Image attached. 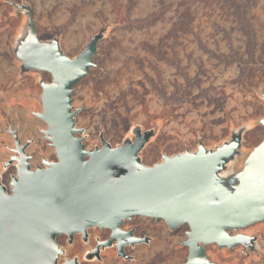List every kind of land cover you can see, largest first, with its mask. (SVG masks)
I'll return each instance as SVG.
<instances>
[{
	"label": "rangeland",
	"instance_id": "374dc122",
	"mask_svg": "<svg viewBox=\"0 0 264 264\" xmlns=\"http://www.w3.org/2000/svg\"><path fill=\"white\" fill-rule=\"evenodd\" d=\"M25 7L40 41L56 39L70 58L102 35L94 67L71 95L87 150L101 147L100 136L117 147L133 141L136 130L149 131L139 156L152 166L162 155L195 151L200 142L214 149L240 134L239 155L229 164L234 172L264 139L258 124L264 118V0H0V177L8 190L16 174L15 163L5 167L14 148L9 129L28 143L32 169L42 158L56 160L42 133L46 124L34 115L42 112L40 82L51 76L22 71L15 53L27 35ZM155 229L150 247L137 249L133 261L107 250L101 264H185L188 227L166 230L160 221ZM238 233L255 239L252 250L209 245L208 258L264 264V221ZM63 237L57 241L66 257L82 261L81 243L68 246Z\"/></svg>",
	"mask_w": 264,
	"mask_h": 264
},
{
	"label": "water",
	"instance_id": "95a60500",
	"mask_svg": "<svg viewBox=\"0 0 264 264\" xmlns=\"http://www.w3.org/2000/svg\"><path fill=\"white\" fill-rule=\"evenodd\" d=\"M25 10L27 35L15 53L22 71L51 76L50 82H40L42 112L34 115L46 124L42 133L56 160L42 158L32 169L28 143L9 129L15 155L5 167L15 163L16 174L10 190L0 177V264H80L77 257H65L58 237L65 236L71 246L75 235L86 241L91 228L116 232L136 216L162 220L169 230L186 225L185 264H217L206 254L209 245L252 250L255 239L238 231L264 221V139L234 172L229 164L239 155L240 134L214 149L200 142L195 151L162 155L152 166L139 156L153 135L149 131L136 130L133 141L117 147L100 136L101 147L87 150L78 136L83 131L76 128L71 95L94 67L102 35L70 58L56 39L40 41L31 10ZM258 124L264 127V118ZM100 245L105 248L99 244L95 257Z\"/></svg>",
	"mask_w": 264,
	"mask_h": 264
},
{
	"label": "flooded vegetation",
	"instance_id": "af4514ba",
	"mask_svg": "<svg viewBox=\"0 0 264 264\" xmlns=\"http://www.w3.org/2000/svg\"><path fill=\"white\" fill-rule=\"evenodd\" d=\"M14 149L15 146L10 150V158L15 155V152H13ZM160 221H156L151 218L136 216L123 221L122 225L120 226V229L116 232L110 229L101 230L99 228H91L87 231L86 241H83L81 235H75L73 238V245L77 241L81 243L83 247L82 261L79 260L80 264H91L93 262H98L100 264L105 263V257H103L102 255L107 250L112 251L116 259H122L124 261H133L135 259L134 254L137 252V249H139L140 247H145L146 249H148V247H150L154 240V234L152 233L153 231H157L155 227L160 226ZM162 223L164 222L162 221ZM164 225L166 230H169L168 226L165 223ZM64 241L67 244L66 237H63L62 239L63 244ZM107 242H109V244H107ZM99 244H105V248H102V245H100L98 256L95 257L94 255H92V253L98 247ZM60 246L64 247L63 245ZM119 247L121 253H123V256L119 255ZM74 257L77 256H70L66 258L72 259Z\"/></svg>",
	"mask_w": 264,
	"mask_h": 264
},
{
	"label": "trees",
	"instance_id": "16d2710c",
	"mask_svg": "<svg viewBox=\"0 0 264 264\" xmlns=\"http://www.w3.org/2000/svg\"><path fill=\"white\" fill-rule=\"evenodd\" d=\"M219 2L220 1H222V2H229V3H231L232 2V4L234 3V0H218ZM236 7V6H235Z\"/></svg>",
	"mask_w": 264,
	"mask_h": 264
},
{
	"label": "bare ground",
	"instance_id": "6f19581e",
	"mask_svg": "<svg viewBox=\"0 0 264 264\" xmlns=\"http://www.w3.org/2000/svg\"><path fill=\"white\" fill-rule=\"evenodd\" d=\"M185 241H186V240H185ZM185 241H184V242H185ZM182 244H183V243H182ZM184 247H185V246H184ZM186 248H187V247H186Z\"/></svg>",
	"mask_w": 264,
	"mask_h": 264
}]
</instances>
